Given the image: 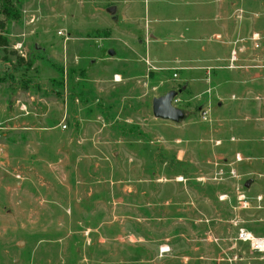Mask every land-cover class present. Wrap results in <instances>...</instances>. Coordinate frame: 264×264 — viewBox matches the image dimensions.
Returning <instances> with one entry per match:
<instances>
[{"label":"rangeland","instance_id":"rangeland-1","mask_svg":"<svg viewBox=\"0 0 264 264\" xmlns=\"http://www.w3.org/2000/svg\"><path fill=\"white\" fill-rule=\"evenodd\" d=\"M0 36V264H264V0H0Z\"/></svg>","mask_w":264,"mask_h":264},{"label":"water","instance_id":"water-1","mask_svg":"<svg viewBox=\"0 0 264 264\" xmlns=\"http://www.w3.org/2000/svg\"><path fill=\"white\" fill-rule=\"evenodd\" d=\"M115 7H109L108 12L114 13ZM109 54H114L113 50H109ZM183 88L179 90H169L164 95L154 97L152 100V111L153 115L156 118L171 120L174 122H179L185 117V112L183 109L176 107L174 105L175 97L181 92ZM252 184V180H248L245 182L246 187H250Z\"/></svg>","mask_w":264,"mask_h":264},{"label":"built area","instance_id":"built-area-1","mask_svg":"<svg viewBox=\"0 0 264 264\" xmlns=\"http://www.w3.org/2000/svg\"><path fill=\"white\" fill-rule=\"evenodd\" d=\"M204 118H208L207 112H204ZM237 240L241 242H247L253 250L264 252V237L255 236L241 228L238 232Z\"/></svg>","mask_w":264,"mask_h":264},{"label":"trees","instance_id":"trees-1","mask_svg":"<svg viewBox=\"0 0 264 264\" xmlns=\"http://www.w3.org/2000/svg\"><path fill=\"white\" fill-rule=\"evenodd\" d=\"M8 45H9L8 39H7L6 37H2V36H0V46L7 47ZM13 54H14V55H17L16 52H14ZM17 59H18L19 61H23V60H24L23 57H21V56H19V55H17Z\"/></svg>","mask_w":264,"mask_h":264},{"label":"crops","instance_id":"crops-1","mask_svg":"<svg viewBox=\"0 0 264 264\" xmlns=\"http://www.w3.org/2000/svg\"><path fill=\"white\" fill-rule=\"evenodd\" d=\"M244 243V242H243ZM245 243H247V242H245ZM248 245V244H247ZM248 246H250V245H248ZM250 248V247H249Z\"/></svg>","mask_w":264,"mask_h":264}]
</instances>
